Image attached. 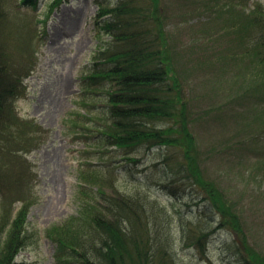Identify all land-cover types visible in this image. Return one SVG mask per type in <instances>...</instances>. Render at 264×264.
<instances>
[{
  "label": "trees",
  "instance_id": "obj_1",
  "mask_svg": "<svg viewBox=\"0 0 264 264\" xmlns=\"http://www.w3.org/2000/svg\"><path fill=\"white\" fill-rule=\"evenodd\" d=\"M66 1L49 0L43 18L25 14L15 22L16 6L33 8L38 0H0V264H17V253L28 244L26 218L37 199V172L28 155L49 136V129L33 117L18 114L15 101L26 93L24 80L37 62V26ZM195 1L189 7L194 5L205 16L194 32L196 37L211 36L213 30L220 36L231 34L233 43L227 48L239 49L217 56V62L221 70L240 66L242 78L233 77L231 99L235 106L258 103L251 120L264 134V3L204 0L199 5ZM95 3L94 30L106 37L93 52L79 85L84 98L81 106L101 115L90 118L93 125L87 126L83 137H91L92 132L96 142L112 151L122 150L124 159L133 163L141 152L162 154L165 149V153L139 172L143 176L131 190L118 184L111 161L81 175L78 186L83 197L76 212L43 229L44 236L55 243L58 264H197L205 260L214 264L208 255L209 239L217 231L230 238L221 249L230 250L238 263L264 264V251L251 242L235 200L207 177L202 149L190 127L200 112L189 106L193 97L186 94V68L162 16L165 1ZM179 175L196 189L198 201L171 212L149 189L168 182L178 189L174 182ZM190 251L193 254L186 255Z\"/></svg>",
  "mask_w": 264,
  "mask_h": 264
},
{
  "label": "rangeland",
  "instance_id": "obj_2",
  "mask_svg": "<svg viewBox=\"0 0 264 264\" xmlns=\"http://www.w3.org/2000/svg\"><path fill=\"white\" fill-rule=\"evenodd\" d=\"M48 1L38 0L33 8L16 6L19 11L15 10L14 21L20 22L25 14L33 19L43 18ZM164 1L167 9L162 16L186 68V94L193 97L189 106L200 112L190 127L202 149L207 177L226 188L229 199L235 200L242 212L251 242L264 251V134L259 124L251 120L258 103L247 101L235 106L231 99L235 94L230 86L233 77L242 78L238 74L240 66L221 70L217 62V56L236 50L233 46L227 48L233 43L232 36H220L213 30L211 36L196 37L194 32L205 16L196 12L194 5L189 7L194 0ZM195 2L200 5L204 0ZM96 9L95 0H67L44 24L37 26L39 37L34 44L37 62L24 80L26 93L24 90L16 99L15 107L19 115L33 117L49 129V136L28 155L37 172L34 188L37 199L29 206L28 244L16 255L17 264H58L55 243L44 236L43 229L76 212L83 197L78 186L81 175L111 161L109 165L115 169L118 184L131 190L143 176L139 172L148 164L159 162L165 153V149L162 154L155 150L141 152L136 155L138 162L133 163L124 159L122 150L112 151V147L96 142L92 132H89L91 137H83L87 126L93 125L90 118L101 115L98 111H85L81 106L84 98L79 85L93 52L106 37L94 30ZM200 62L202 68L197 67ZM174 183L178 189L168 182L164 187L152 185L149 192L171 212L185 210L186 205L198 201V192L182 175ZM222 232L217 231L209 239L210 259L214 264H240L230 250L221 249L230 240Z\"/></svg>",
  "mask_w": 264,
  "mask_h": 264
}]
</instances>
